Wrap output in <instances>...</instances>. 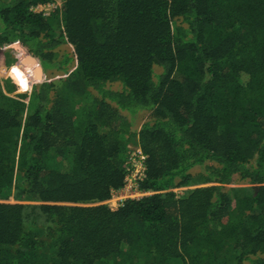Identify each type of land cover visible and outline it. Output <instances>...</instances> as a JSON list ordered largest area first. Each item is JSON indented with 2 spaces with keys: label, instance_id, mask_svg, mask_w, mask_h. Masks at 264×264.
I'll return each mask as SVG.
<instances>
[{
  "label": "trees",
  "instance_id": "obj_1",
  "mask_svg": "<svg viewBox=\"0 0 264 264\" xmlns=\"http://www.w3.org/2000/svg\"><path fill=\"white\" fill-rule=\"evenodd\" d=\"M49 1L0 7V53L72 50L60 96L0 79V264H264V0ZM131 148L152 194L111 210Z\"/></svg>",
  "mask_w": 264,
  "mask_h": 264
},
{
  "label": "rangeland",
  "instance_id": "obj_2",
  "mask_svg": "<svg viewBox=\"0 0 264 264\" xmlns=\"http://www.w3.org/2000/svg\"><path fill=\"white\" fill-rule=\"evenodd\" d=\"M11 0H0V7L4 5L5 2H10ZM4 2V3H3ZM72 50L71 47L68 45H62L58 49L54 51L55 53V64L53 67H49L45 73L39 76V70L30 62L28 59L23 58L22 55L16 54L13 51H3L0 53V79L3 80L9 72L12 70L18 71L23 73V87H22V94H26L27 97L31 96L32 88L34 86H37L41 80H46L48 82H51L55 85L57 88L56 92L60 96L62 95L63 89V82L65 79V74L62 70H60L57 66V62H59L64 55H69L71 54ZM68 70L69 71H75L76 70V65L74 61H70L68 64ZM17 71V72H18ZM158 70L156 69V72ZM16 72V73H17ZM19 73V72H18ZM17 73V74H18ZM13 77V76H12ZM113 89H117L118 85L113 84L112 85ZM28 99V100H29ZM148 115L147 114H141L138 116V118L135 121V126L133 127L134 130H137L140 125L147 120ZM64 168H67V162L63 164ZM198 170H192V174L196 175ZM248 185L246 184H238L236 182H233L230 185L224 186V190L226 192H229L231 189L234 188H239V187H247ZM185 189H177L175 190V193L177 195H181L184 192Z\"/></svg>",
  "mask_w": 264,
  "mask_h": 264
},
{
  "label": "built area",
  "instance_id": "obj_3",
  "mask_svg": "<svg viewBox=\"0 0 264 264\" xmlns=\"http://www.w3.org/2000/svg\"><path fill=\"white\" fill-rule=\"evenodd\" d=\"M60 5L57 0L49 1L45 4H36L30 7V11L35 14L49 16ZM146 156L139 148H131L127 161L125 162V175L121 189L111 191L110 200L106 205L111 210H116L128 199H141L152 193L140 189V183L146 179Z\"/></svg>",
  "mask_w": 264,
  "mask_h": 264
},
{
  "label": "water",
  "instance_id": "obj_4",
  "mask_svg": "<svg viewBox=\"0 0 264 264\" xmlns=\"http://www.w3.org/2000/svg\"><path fill=\"white\" fill-rule=\"evenodd\" d=\"M37 68V67H36ZM38 69V68H37ZM39 70V69H38ZM39 76L41 77L40 70H39Z\"/></svg>",
  "mask_w": 264,
  "mask_h": 264
}]
</instances>
